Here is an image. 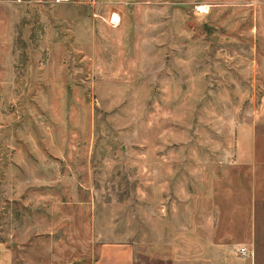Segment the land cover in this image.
<instances>
[{"label": "rangeland", "instance_id": "374dc122", "mask_svg": "<svg viewBox=\"0 0 264 264\" xmlns=\"http://www.w3.org/2000/svg\"><path fill=\"white\" fill-rule=\"evenodd\" d=\"M261 104L264 0H0L1 247L14 264L89 262L101 242H130L133 264H264V202L259 256L249 220L190 215L231 206ZM238 222L249 256L201 259Z\"/></svg>", "mask_w": 264, "mask_h": 264}, {"label": "crops", "instance_id": "0c3cea01", "mask_svg": "<svg viewBox=\"0 0 264 264\" xmlns=\"http://www.w3.org/2000/svg\"><path fill=\"white\" fill-rule=\"evenodd\" d=\"M252 126L254 130L252 129L253 132L249 134L246 148L240 150L241 153L238 154L236 163L232 164V169L236 174H233L231 178L229 177L230 175H226L225 181L227 183L232 181L233 183L231 186H226V191L223 193L231 197V206L229 209L226 210L213 207L214 200L210 205H206L202 197L200 199V208L196 207L197 199L194 200V205L190 209V215H192L191 221L196 220L198 216L207 222H209V220H219L222 218L229 221H238L241 219L249 220L245 239L249 245H253L257 251L256 225L254 223L257 214V212H255V205L264 202V104H261L260 109L252 116ZM256 129H259L260 132H256ZM240 169H242L241 173ZM242 175L246 181L242 178ZM217 179L220 178L218 177ZM214 194L215 193H210L209 196H213ZM209 196L208 200L211 201ZM197 226L196 224L195 228H197ZM202 226L207 229L206 234L209 233L208 225L202 224ZM202 226L201 228H203ZM230 227H232V225ZM239 232L240 223L238 222L236 228L233 227L232 233L225 232V242L223 243H214L208 236H205L204 240L202 238V246L200 247L202 254L201 259L208 261V253L210 250L222 252L225 256H229L228 252L236 247V245H239L237 250L241 247L247 248V242L242 244ZM1 246L2 245H0V264H14L11 251ZM257 253L259 256L260 254L258 251ZM246 258L251 259V257H244L240 264H249L246 262ZM133 260L134 247L130 242H101L98 246L96 257L89 262L81 264H133Z\"/></svg>", "mask_w": 264, "mask_h": 264}, {"label": "built area", "instance_id": "2783aa9c", "mask_svg": "<svg viewBox=\"0 0 264 264\" xmlns=\"http://www.w3.org/2000/svg\"><path fill=\"white\" fill-rule=\"evenodd\" d=\"M238 252L241 254V256H249V251L245 247H241L238 249Z\"/></svg>", "mask_w": 264, "mask_h": 264}, {"label": "bare ground", "instance_id": "6f19581e", "mask_svg": "<svg viewBox=\"0 0 264 264\" xmlns=\"http://www.w3.org/2000/svg\"><path fill=\"white\" fill-rule=\"evenodd\" d=\"M205 8H206L205 5L198 6V9H200L201 11L204 10ZM117 20H118V15L117 14H113L112 21L113 22H117Z\"/></svg>", "mask_w": 264, "mask_h": 264}]
</instances>
